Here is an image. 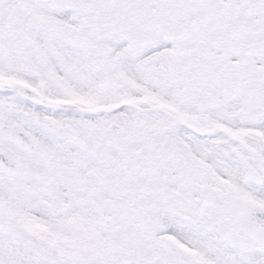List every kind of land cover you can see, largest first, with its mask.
I'll list each match as a JSON object with an SVG mask.
<instances>
[{"label": "flooded vegetation", "instance_id": "af4514ba", "mask_svg": "<svg viewBox=\"0 0 264 264\" xmlns=\"http://www.w3.org/2000/svg\"><path fill=\"white\" fill-rule=\"evenodd\" d=\"M107 73L129 80L113 109ZM122 101L134 103L136 118L116 114L115 124L109 117ZM149 120L173 141H154L162 157L144 158L134 170L137 191L120 200L148 238L105 232L86 200L112 177L128 186L127 153L120 173L109 165L111 137ZM0 123L28 133L37 148L41 127L59 142L58 175L24 168L12 180L32 200L65 187L55 263L264 264L240 231L248 208L264 205V0H0ZM179 168L186 180H203L184 198ZM89 205L91 215H77L75 207Z\"/></svg>", "mask_w": 264, "mask_h": 264}, {"label": "rangeland", "instance_id": "374dc122", "mask_svg": "<svg viewBox=\"0 0 264 264\" xmlns=\"http://www.w3.org/2000/svg\"><path fill=\"white\" fill-rule=\"evenodd\" d=\"M124 81L129 80L122 74L107 73L106 93L109 100V108L113 109V101H116L119 94L124 92V90H127L126 87L123 86ZM145 108L146 107H143V109ZM136 111V109L132 108L118 110L109 118L116 124L113 116L122 114L125 120H127V123L136 118L134 114ZM142 112L150 115L149 110H143ZM121 129L122 131L125 130L124 136L112 134V144L109 148L116 153V156L110 159L109 165L111 170L113 169L116 174L120 173L121 171L119 170L124 166L123 162L125 161L123 155L127 153L126 160L129 162V167H126V171H128V176H126V178L128 186L122 189L118 183L113 181L115 177H112L109 179L110 183L107 187L103 186V183L100 184L99 194L96 195V198L88 197L86 201L94 202V206L96 207L95 212L99 215L98 224L105 232H109L111 228H123L125 231L123 236H130L132 239H147L146 233L140 230V226L143 225V220L139 215H135L133 222L128 223V210L130 208L134 209V207L131 206V204L130 207L127 205L123 206L120 202V200H122L121 196H123L124 193L132 194L134 191H137L138 187H136L135 184L137 178L134 170L144 161L145 157L148 159L151 158L150 145L154 143V141L159 140L168 147V143L173 141V137L170 136L169 130L162 132L153 127L150 120L138 126L126 124V127L122 126ZM45 131L46 127H41L40 132H43V136L36 140V142L38 143V153L45 152L49 153V155L55 154L56 158L47 163L41 161L38 154L34 156L22 154L19 150L7 144L1 137L0 146L3 149L5 148L10 155L19 159L23 165H25V169H35L44 174L51 173L53 175H58L60 167V160L59 157H57L59 142L52 134L49 135L48 132ZM223 141L225 144L229 142V139L225 138ZM222 146H224L223 143ZM220 160L221 159L215 162L214 166H219ZM245 161L246 160H242V162L235 166H244ZM233 164H235V162ZM202 166H204L203 170L209 169L205 165ZM179 169L180 170L176 172L175 175H177L180 180L182 198H184L187 194L193 193V191L188 190L189 188L196 190L202 187L203 180H186L185 176L181 175V172H184L183 169ZM105 170L106 169L103 167L99 168V172H101L100 176L107 177V172H105ZM160 170L158 174L160 178H164L170 169L168 165H165L162 166ZM196 171L197 169L195 168L194 172ZM171 179L173 178L171 177ZM21 182L20 180L11 181L0 177V220L2 221V223H0V264H58L54 262V258L52 257L51 242L54 238V233L59 237L64 236L66 233V228L63 224V211L65 210V206L59 202L61 194H64L63 190L65 187H57L56 191L53 193L37 195L36 198L32 200L30 199L29 192L22 189ZM70 184L71 187H75L73 188L74 190L78 191L80 189L75 183L70 182ZM261 193H264V189ZM113 197L118 202L111 201ZM247 198L248 200L252 199L249 196H247ZM194 199L193 197V200ZM114 204L117 205L115 209L112 208ZM69 206L67 209L70 211L71 208ZM90 208L91 205L87 207L78 206L74 209L77 215L83 214L86 216L91 215L88 213ZM135 208L137 207L135 206ZM71 214L72 212L70 214L68 212V215ZM55 215H60V217H55ZM5 222H7V224H5ZM62 242V239L61 241H57V247H60ZM38 244L41 249L37 247Z\"/></svg>", "mask_w": 264, "mask_h": 264}, {"label": "water", "instance_id": "95a60500", "mask_svg": "<svg viewBox=\"0 0 264 264\" xmlns=\"http://www.w3.org/2000/svg\"><path fill=\"white\" fill-rule=\"evenodd\" d=\"M131 105V103L122 102L117 107L120 109L124 106L131 107ZM46 106L56 109L53 106H49V104H46ZM0 133L3 134L11 144H15L22 152H27L29 154L35 153V144L26 133H23L15 127H7L4 125H0ZM150 149L156 158L161 156L160 150H162V147H160L159 144L154 143ZM21 170L22 165L20 162L11 157L6 151L0 149V175L15 178ZM240 231L252 244H256L264 253V208L257 205H253V207L249 208L248 212L243 217Z\"/></svg>", "mask_w": 264, "mask_h": 264}]
</instances>
